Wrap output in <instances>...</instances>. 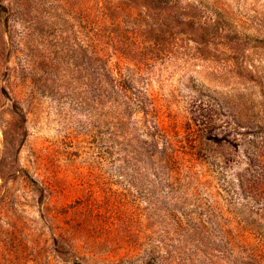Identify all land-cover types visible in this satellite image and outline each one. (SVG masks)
Segmentation results:
<instances>
[{
	"label": "rangeland",
	"instance_id": "obj_1",
	"mask_svg": "<svg viewBox=\"0 0 264 264\" xmlns=\"http://www.w3.org/2000/svg\"><path fill=\"white\" fill-rule=\"evenodd\" d=\"M175 7L0 0V264H264V0Z\"/></svg>",
	"mask_w": 264,
	"mask_h": 264
},
{
	"label": "trees",
	"instance_id": "obj_2",
	"mask_svg": "<svg viewBox=\"0 0 264 264\" xmlns=\"http://www.w3.org/2000/svg\"><path fill=\"white\" fill-rule=\"evenodd\" d=\"M141 1H146V2L148 1L150 3H154L157 6V8H162V9H165V10H169V9L173 10V9L176 8L175 7L176 0H123L124 3L130 2V3H133V4L141 3ZM119 31H120V34H119V32H116V36H114V37L110 36V40L112 42H113V40H116V45L113 46L115 54H119L118 58L120 59L121 62H123L124 59H128V60H131V61L135 62L136 65H142V63H144L143 62L144 57L141 55L142 54L141 51L140 50H133V49L129 50L128 47H125L124 43H122L123 41H121V39H120L122 37V35H121L122 32H121L120 29H119ZM99 37H100V39H99ZM101 37H102V35L98 33V39H97L98 46L96 48L97 51H95V53H96L95 61H96V63H98L99 69L103 73V75L107 74V77L109 76V78L112 81L113 87L116 89L118 87L117 86L118 83H117L116 80L112 79V70L108 68L107 58H106V56L104 54L105 51L101 47ZM99 40H100V43H99ZM117 95H118V93H117ZM124 95H125V98H126V104H129L128 95H126V94H124ZM169 161L171 162L173 160H171L169 158Z\"/></svg>",
	"mask_w": 264,
	"mask_h": 264
}]
</instances>
